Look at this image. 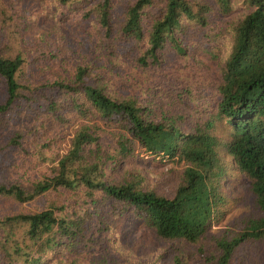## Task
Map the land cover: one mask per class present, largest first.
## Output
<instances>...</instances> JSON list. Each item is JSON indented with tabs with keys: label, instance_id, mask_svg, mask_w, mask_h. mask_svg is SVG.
Wrapping results in <instances>:
<instances>
[{
	"label": "trees",
	"instance_id": "trees-1",
	"mask_svg": "<svg viewBox=\"0 0 264 264\" xmlns=\"http://www.w3.org/2000/svg\"><path fill=\"white\" fill-rule=\"evenodd\" d=\"M122 220L163 264L264 242V0H0V264H119Z\"/></svg>",
	"mask_w": 264,
	"mask_h": 264
},
{
	"label": "rangeland",
	"instance_id": "rangeland-1",
	"mask_svg": "<svg viewBox=\"0 0 264 264\" xmlns=\"http://www.w3.org/2000/svg\"><path fill=\"white\" fill-rule=\"evenodd\" d=\"M47 17L39 23V28H43L47 23ZM138 165L146 173L150 188H154L166 196L170 195L174 178H170L167 173L168 163L141 159ZM223 189L228 197L225 211H223L218 223L213 226L212 232L223 229L229 220L240 216L248 209L250 196L245 188L243 178L235 170L232 169L227 172ZM116 227L118 232L116 244L122 252L119 264H153L155 261L156 264H163L167 262L166 255L164 253L160 255L165 244L156 239L153 232L144 225L122 220L117 223ZM235 261L238 264H264V242L246 245L239 254L237 252Z\"/></svg>",
	"mask_w": 264,
	"mask_h": 264
}]
</instances>
